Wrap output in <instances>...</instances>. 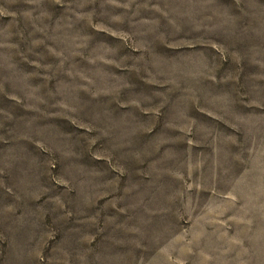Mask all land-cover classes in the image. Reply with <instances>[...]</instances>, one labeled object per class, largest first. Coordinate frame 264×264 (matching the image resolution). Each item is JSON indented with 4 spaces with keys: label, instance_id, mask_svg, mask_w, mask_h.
Listing matches in <instances>:
<instances>
[{
    "label": "rangeland",
    "instance_id": "rangeland-1",
    "mask_svg": "<svg viewBox=\"0 0 264 264\" xmlns=\"http://www.w3.org/2000/svg\"><path fill=\"white\" fill-rule=\"evenodd\" d=\"M0 264H264V0H0Z\"/></svg>",
    "mask_w": 264,
    "mask_h": 264
}]
</instances>
